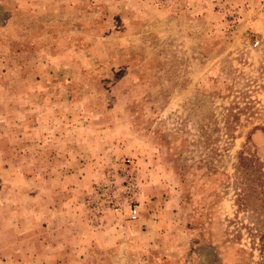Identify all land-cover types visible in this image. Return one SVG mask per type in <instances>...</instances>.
<instances>
[{"label":"rangeland","instance_id":"1","mask_svg":"<svg viewBox=\"0 0 264 264\" xmlns=\"http://www.w3.org/2000/svg\"><path fill=\"white\" fill-rule=\"evenodd\" d=\"M239 153L264 0H0V264H264Z\"/></svg>","mask_w":264,"mask_h":264},{"label":"trees","instance_id":"2","mask_svg":"<svg viewBox=\"0 0 264 264\" xmlns=\"http://www.w3.org/2000/svg\"><path fill=\"white\" fill-rule=\"evenodd\" d=\"M233 174L236 185L234 202L237 211L252 214L249 219L253 220V225L257 228L262 227L264 215H260V211L264 208V165L253 154L239 153ZM246 230L253 236L258 229L246 227Z\"/></svg>","mask_w":264,"mask_h":264},{"label":"built area","instance_id":"3","mask_svg":"<svg viewBox=\"0 0 264 264\" xmlns=\"http://www.w3.org/2000/svg\"><path fill=\"white\" fill-rule=\"evenodd\" d=\"M137 217H138L137 208L133 207L131 210L128 211V218L130 220H135Z\"/></svg>","mask_w":264,"mask_h":264}]
</instances>
